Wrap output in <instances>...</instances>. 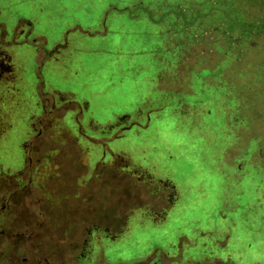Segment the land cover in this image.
I'll return each mask as SVG.
<instances>
[{
  "label": "rangeland",
  "instance_id": "rangeland-1",
  "mask_svg": "<svg viewBox=\"0 0 264 264\" xmlns=\"http://www.w3.org/2000/svg\"><path fill=\"white\" fill-rule=\"evenodd\" d=\"M0 2L35 22V58L65 38L58 54L74 61L59 86L89 100L85 133L120 136L125 160L175 184L181 205L165 222L140 217L166 204L156 193L133 198L109 262L150 264L160 248L158 264H264V0Z\"/></svg>",
  "mask_w": 264,
  "mask_h": 264
},
{
  "label": "flooded vegetation",
  "instance_id": "flooded-vegetation-1",
  "mask_svg": "<svg viewBox=\"0 0 264 264\" xmlns=\"http://www.w3.org/2000/svg\"><path fill=\"white\" fill-rule=\"evenodd\" d=\"M22 15L0 2V264H129L106 257L127 242L133 198L156 193L166 204L140 217L165 222L181 205L175 184L167 170L125 160L115 150L120 136L85 133L93 122L89 100L69 102L76 94L59 86L66 78L58 72L74 61L58 54L65 38L47 37L54 48L35 58L36 25ZM71 104L89 117L71 120ZM71 123L78 134H65ZM57 125L62 133L53 136ZM87 143L97 150H85ZM160 251L150 264L160 263Z\"/></svg>",
  "mask_w": 264,
  "mask_h": 264
}]
</instances>
